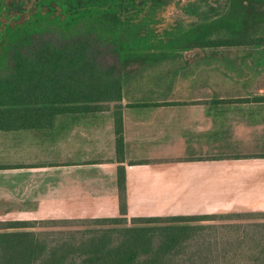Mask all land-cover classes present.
<instances>
[{
	"label": "trees",
	"instance_id": "obj_1",
	"mask_svg": "<svg viewBox=\"0 0 264 264\" xmlns=\"http://www.w3.org/2000/svg\"><path fill=\"white\" fill-rule=\"evenodd\" d=\"M177 2L0 0V24L16 20L0 33V129L110 108L121 98L123 61L264 44V0H220V13L188 25L166 17ZM114 132L123 161L119 105ZM117 186L118 217L0 220V264H264V212L128 218L121 164Z\"/></svg>",
	"mask_w": 264,
	"mask_h": 264
},
{
	"label": "crops",
	"instance_id": "obj_2",
	"mask_svg": "<svg viewBox=\"0 0 264 264\" xmlns=\"http://www.w3.org/2000/svg\"><path fill=\"white\" fill-rule=\"evenodd\" d=\"M203 49L123 65L120 101L108 109L0 129V220L118 217L120 164L128 218L264 212V101L242 100L264 97V68L209 62Z\"/></svg>",
	"mask_w": 264,
	"mask_h": 264
},
{
	"label": "rangeland",
	"instance_id": "obj_3",
	"mask_svg": "<svg viewBox=\"0 0 264 264\" xmlns=\"http://www.w3.org/2000/svg\"><path fill=\"white\" fill-rule=\"evenodd\" d=\"M194 0H178V2L174 5L170 4L166 13V17H171L174 20H182V21H187V25L189 23L192 24V22H195L196 20L201 21L202 19L213 16L217 14L218 12L220 13L221 10H223V4L221 6H218L220 4L219 2L216 3V1H213L211 5H214V8L210 9V4L211 0L209 2L206 1H201V0H195L196 3H193ZM192 2V3H191ZM193 9V10H192ZM188 12V13H185ZM14 18H9L5 24H0V33L3 36L5 32V28L7 27L8 23L9 24H14L16 20H13ZM1 36V39H2ZM0 39V40H1ZM186 39H179V43L181 42H186ZM171 41V40H170ZM175 38L171 41L174 42ZM201 50L195 51V50H180L179 52L171 53V55H180L182 58H190L194 57L192 54L200 53ZM203 53H207L208 55H205L204 57L200 59L207 60L209 62H217V61H223V60H246V61H255L258 63H262V66L264 68V44L263 45H256V46H232V47H211V48H204ZM153 56L152 58H149L146 60L143 57L148 56H140L139 61L141 62L138 66L142 67H137V63L133 62L132 59H130L128 62H121V65H128V64H135L133 66L136 69L142 70V69H147L151 67L154 63L165 60L164 58H161L157 56L158 54H150V56ZM161 55V54H159ZM177 55V56H178ZM199 57V56H198ZM196 57V58H198ZM107 63H111L113 61L116 62V58L106 56ZM121 66V67H122ZM230 213V212H227ZM215 214V213H213ZM241 218V217H240ZM251 218L246 219L245 221H249ZM130 221L128 220L127 223ZM218 222V221H217ZM81 225H75V227H80ZM81 228V227H80Z\"/></svg>",
	"mask_w": 264,
	"mask_h": 264
}]
</instances>
